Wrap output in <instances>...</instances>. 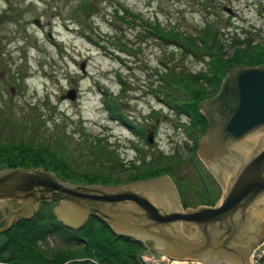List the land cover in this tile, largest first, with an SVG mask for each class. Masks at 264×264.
<instances>
[{
	"label": "rangeland",
	"instance_id": "374dc122",
	"mask_svg": "<svg viewBox=\"0 0 264 264\" xmlns=\"http://www.w3.org/2000/svg\"><path fill=\"white\" fill-rule=\"evenodd\" d=\"M206 19L224 33L226 57L235 49L232 37L264 43V0H0V103L12 100L21 111L20 104L28 110L25 104L48 99L41 109L45 127L49 133L60 129L65 134L67 159L78 171L111 181L68 182L117 185L167 174L184 207L211 205L220 198L221 187L196 154L201 134L195 142L186 133V115L155 96V72H164L161 62L193 72L204 65L167 43L173 39L164 43L149 32L159 24L183 35L196 34ZM69 90L75 91L74 99L66 96ZM90 142L109 150L113 159L96 156ZM56 204L39 205L37 224L45 222ZM6 212L0 209V226ZM98 225L92 220L93 227ZM77 234L85 238L83 229ZM69 241L55 234L37 246L51 258L85 244ZM145 243L135 253L138 264H173L152 241Z\"/></svg>",
	"mask_w": 264,
	"mask_h": 264
},
{
	"label": "water",
	"instance_id": "95a60500",
	"mask_svg": "<svg viewBox=\"0 0 264 264\" xmlns=\"http://www.w3.org/2000/svg\"><path fill=\"white\" fill-rule=\"evenodd\" d=\"M231 12L230 9L224 8ZM74 99L75 91L69 90ZM207 129L196 154L221 186L213 205L184 207L165 174L117 185L78 184L42 167L0 169V209H7L0 233L28 219L42 202L55 201L56 219L71 229L89 216L117 236H129L170 260L198 264H249L263 238L264 66H234L218 92L199 104ZM147 139L152 142V133Z\"/></svg>",
	"mask_w": 264,
	"mask_h": 264
},
{
	"label": "trees",
	"instance_id": "16d2710c",
	"mask_svg": "<svg viewBox=\"0 0 264 264\" xmlns=\"http://www.w3.org/2000/svg\"><path fill=\"white\" fill-rule=\"evenodd\" d=\"M149 32L164 43L173 39L167 43L175 44L180 52L204 65L202 70L193 72L185 70L184 67L177 70L175 64L161 62L160 67L164 72L162 74L155 72L158 76L156 81L159 82L155 90L156 98L174 109L176 113L186 115L189 126H185V130L189 136L195 138V142L196 134L202 135L208 126L207 120L199 112V104L218 92L229 69L240 65L264 66V43H255L248 36L243 40L236 36L232 37L231 42L235 49L231 56L226 57V41L222 38L224 33L208 19L196 34L183 35L177 31L166 30L159 24L151 25ZM11 101L0 103V169L42 167L52 170L63 181L103 184L111 182L100 179L101 176L99 178L92 172L78 171L69 158L67 159L69 151L65 134L60 129L49 133L45 127L41 109L48 99H44L41 104H25L28 110L20 104L21 111H17V106ZM7 130L9 132H6ZM88 147L92 148L91 151L98 157L113 159L110 151L99 146L98 143L90 142ZM170 159L178 161L175 156L164 158L166 161ZM114 161L116 165L122 167V164ZM161 172L163 171H158L156 174ZM43 205H46V202L40 203V208ZM36 213L28 219L19 218L4 232L5 238L0 243V262L3 264H138L135 253L142 248L139 242L129 236L120 237L113 234L108 226L95 216H89L87 224L74 230L59 222L53 211L47 212L44 217L45 222L37 224L39 215ZM92 220L99 225L93 227ZM80 229H83L85 238L77 234ZM96 229H99L98 232ZM101 230L107 231L108 237H105V234L103 237ZM55 234L60 235L64 242H70L69 240L72 239L83 240L84 247L81 250L59 251L49 258L39 251L37 243ZM5 252L8 253L6 256Z\"/></svg>",
	"mask_w": 264,
	"mask_h": 264
},
{
	"label": "built area",
	"instance_id": "2783aa9c",
	"mask_svg": "<svg viewBox=\"0 0 264 264\" xmlns=\"http://www.w3.org/2000/svg\"><path fill=\"white\" fill-rule=\"evenodd\" d=\"M250 264H264V238L252 250Z\"/></svg>",
	"mask_w": 264,
	"mask_h": 264
},
{
	"label": "bare ground",
	"instance_id": "6f19581e",
	"mask_svg": "<svg viewBox=\"0 0 264 264\" xmlns=\"http://www.w3.org/2000/svg\"><path fill=\"white\" fill-rule=\"evenodd\" d=\"M263 211H264V201H263V205L261 207L260 206L255 207L254 214L260 215L263 213ZM185 263H188V262L180 261V260H173V264H185Z\"/></svg>",
	"mask_w": 264,
	"mask_h": 264
},
{
	"label": "flooded vegetation",
	"instance_id": "af4514ba",
	"mask_svg": "<svg viewBox=\"0 0 264 264\" xmlns=\"http://www.w3.org/2000/svg\"><path fill=\"white\" fill-rule=\"evenodd\" d=\"M200 138V137H199ZM174 182V181H173ZM175 184V183H174ZM176 186V185H175ZM221 187V186H220ZM176 189H177V187H176ZM178 191V190H177ZM221 192H222V189H221ZM179 194V193H178ZM221 196V195H220ZM179 198H180V196H179ZM215 204V203H214ZM199 205H201V204H199ZM204 205H208V204H204ZM213 205V204H212ZM196 206H198V205H196ZM196 206H194V207H196ZM96 218V217H95ZM264 236V235H263ZM254 248V247H253ZM252 248V249H253ZM252 249H251V251H252ZM251 251H250V254H249V260H250V257H251Z\"/></svg>",
	"mask_w": 264,
	"mask_h": 264
}]
</instances>
